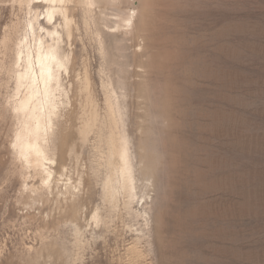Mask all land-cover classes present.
I'll use <instances>...</instances> for the list:
<instances>
[{
	"label": "rangeland",
	"instance_id": "374dc122",
	"mask_svg": "<svg viewBox=\"0 0 264 264\" xmlns=\"http://www.w3.org/2000/svg\"><path fill=\"white\" fill-rule=\"evenodd\" d=\"M26 8L0 0V264H264V0H94L90 10L75 0L55 140L67 170L52 195L23 191L39 180L10 147L12 49L1 42L19 37ZM117 16L133 17L127 35ZM84 72L100 116L108 84L126 115L131 210L122 195L115 208L104 199L97 131L76 132L90 108ZM66 179L80 182L78 197Z\"/></svg>",
	"mask_w": 264,
	"mask_h": 264
},
{
	"label": "bare ground",
	"instance_id": "6f19581e",
	"mask_svg": "<svg viewBox=\"0 0 264 264\" xmlns=\"http://www.w3.org/2000/svg\"><path fill=\"white\" fill-rule=\"evenodd\" d=\"M13 1L27 6V19L20 31L18 24L13 25L15 35L20 32L15 41L13 37L7 35L1 42L5 53L9 48L12 49L10 64L3 65L13 83L7 101V110L14 125L10 147L16 161L23 168L33 172L39 180L38 187L28 186L25 181L23 191L31 195H39L46 191L48 195H52L56 182L64 177L67 170L64 165L57 163L55 140L61 113L69 100L64 81L70 78L72 71L73 54L70 47L73 32L78 29L74 17L70 15L75 0ZM82 1L89 10L94 5V0ZM132 18L117 16L116 31H122L121 35L130 33L133 26ZM49 69L52 80L45 89L43 81L47 79ZM78 82L85 92L86 102L90 108L88 114L79 117L80 125L77 126L76 132L81 141H85L91 132L97 131L99 138L96 144L97 151L100 165L105 169L102 182L104 199L115 208L118 198L122 195L125 207L131 210V204L137 199L134 155L131 150L132 141L125 125L126 115L119 98L108 84L106 116L101 117L97 105L90 97L91 83L87 72H84ZM104 130L108 131L106 138H103ZM64 187L65 193L70 192L73 198L78 197L79 189L77 192L75 190L80 187V182L76 187L71 185L70 179H66ZM145 187L150 190L152 182L147 180ZM145 195L141 196V205L146 204L145 199L148 195ZM95 211L90 216L97 226L101 217L96 209ZM135 213L143 219L148 216L145 211L141 214Z\"/></svg>",
	"mask_w": 264,
	"mask_h": 264
},
{
	"label": "snow or ice",
	"instance_id": "6c2138e0",
	"mask_svg": "<svg viewBox=\"0 0 264 264\" xmlns=\"http://www.w3.org/2000/svg\"><path fill=\"white\" fill-rule=\"evenodd\" d=\"M41 31H43V29H41ZM48 71H49L48 77H47L46 80L43 81V83L45 85V89H47V87L49 86V84H50V82L52 80L51 69H49ZM41 75L43 76V72L41 73Z\"/></svg>",
	"mask_w": 264,
	"mask_h": 264
}]
</instances>
